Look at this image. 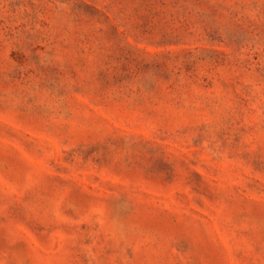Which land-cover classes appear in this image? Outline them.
I'll list each match as a JSON object with an SVG mask.
<instances>
[{
  "label": "rangeland",
  "instance_id": "1",
  "mask_svg": "<svg viewBox=\"0 0 264 264\" xmlns=\"http://www.w3.org/2000/svg\"><path fill=\"white\" fill-rule=\"evenodd\" d=\"M0 264H264V0H0Z\"/></svg>",
  "mask_w": 264,
  "mask_h": 264
}]
</instances>
